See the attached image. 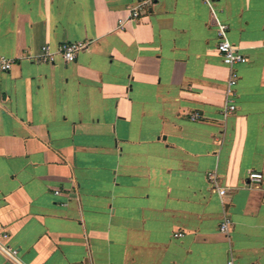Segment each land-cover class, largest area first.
Masks as SVG:
<instances>
[{
    "label": "crops",
    "instance_id": "obj_1",
    "mask_svg": "<svg viewBox=\"0 0 264 264\" xmlns=\"http://www.w3.org/2000/svg\"><path fill=\"white\" fill-rule=\"evenodd\" d=\"M137 2L0 0V264H264V0H213L248 58L227 117L210 5Z\"/></svg>",
    "mask_w": 264,
    "mask_h": 264
},
{
    "label": "built area",
    "instance_id": "obj_2",
    "mask_svg": "<svg viewBox=\"0 0 264 264\" xmlns=\"http://www.w3.org/2000/svg\"><path fill=\"white\" fill-rule=\"evenodd\" d=\"M155 0H138L135 5H131L127 9V19L130 21H138L140 20L147 12L150 5L153 4ZM208 3L212 9L214 19L217 26V35H218V43L217 50L220 53L222 60L225 65L229 68V78L227 81L226 87V100L224 105L223 114L225 117L232 115L237 110L236 104V86L239 81V73L237 70L238 64H244L247 62L248 58L244 55L229 39L228 36V25L223 23L219 17L215 9L213 8V0H203ZM126 18L119 19V24L122 25L125 22ZM88 46V42L86 41H72L62 45L61 47V57L65 63L74 62L78 56V54L85 50ZM42 59L44 61L54 62L55 58L53 54L49 51L48 46L42 47L41 52ZM15 61L13 59L7 57H0V71H9ZM208 182L215 188L218 194L221 197L226 195V189L220 186L219 177L215 171L208 173ZM263 179V174L259 172L252 171L249 173L248 184L250 186H257ZM233 226V221L230 217L225 216L220 224V231L229 235ZM181 235V234H179ZM0 252L7 255L10 259L19 262L18 260V250L14 248L7 247L0 243ZM228 264H234L231 259Z\"/></svg>",
    "mask_w": 264,
    "mask_h": 264
}]
</instances>
